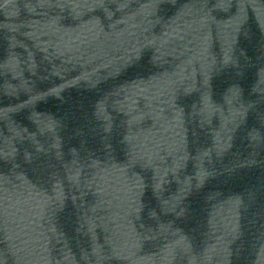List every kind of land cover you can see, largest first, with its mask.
Returning <instances> with one entry per match:
<instances>
[{"label": "water", "instance_id": "95a60500", "mask_svg": "<svg viewBox=\"0 0 264 264\" xmlns=\"http://www.w3.org/2000/svg\"><path fill=\"white\" fill-rule=\"evenodd\" d=\"M0 264H264V0H0Z\"/></svg>", "mask_w": 264, "mask_h": 264}]
</instances>
